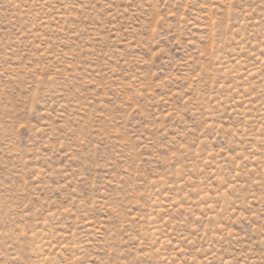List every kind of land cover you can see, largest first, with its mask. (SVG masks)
<instances>
[{
	"label": "rangeland",
	"instance_id": "obj_1",
	"mask_svg": "<svg viewBox=\"0 0 264 264\" xmlns=\"http://www.w3.org/2000/svg\"><path fill=\"white\" fill-rule=\"evenodd\" d=\"M0 264H264V0H0Z\"/></svg>",
	"mask_w": 264,
	"mask_h": 264
}]
</instances>
